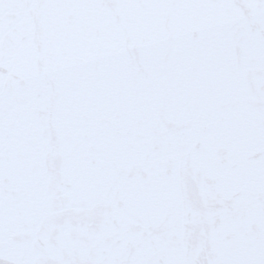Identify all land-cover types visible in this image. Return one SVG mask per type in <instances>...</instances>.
I'll return each mask as SVG.
<instances>
[{
  "label": "snow or ice",
  "instance_id": "1",
  "mask_svg": "<svg viewBox=\"0 0 264 264\" xmlns=\"http://www.w3.org/2000/svg\"><path fill=\"white\" fill-rule=\"evenodd\" d=\"M0 264H264V0H0Z\"/></svg>",
  "mask_w": 264,
  "mask_h": 264
}]
</instances>
